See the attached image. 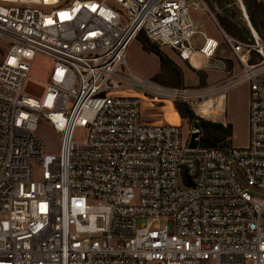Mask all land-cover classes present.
Listing matches in <instances>:
<instances>
[{
    "label": "built area",
    "instance_id": "obj_1",
    "mask_svg": "<svg viewBox=\"0 0 264 264\" xmlns=\"http://www.w3.org/2000/svg\"><path fill=\"white\" fill-rule=\"evenodd\" d=\"M238 1L244 37L206 0H0V264H264V40ZM140 32L222 76L170 86L137 73L127 52ZM38 55L53 67L35 98ZM240 84L244 145H206L199 118L165 115L182 102L203 117Z\"/></svg>",
    "mask_w": 264,
    "mask_h": 264
},
{
    "label": "rangeland",
    "instance_id": "obj_2",
    "mask_svg": "<svg viewBox=\"0 0 264 264\" xmlns=\"http://www.w3.org/2000/svg\"><path fill=\"white\" fill-rule=\"evenodd\" d=\"M206 1L216 16H218V13L221 14L225 13L222 7L220 6L218 7L219 4H217L216 1L214 0H206ZM261 1H263L264 3V0ZM228 2H229L228 7L232 11L234 10L236 17H238L242 22H246L239 1L228 0ZM198 18L201 19V21L205 22V28L208 35L219 38L217 29L215 28L213 23H211V21L207 20L206 16L199 15ZM257 29L261 37L264 39V28L257 27ZM152 42L157 44L174 62H176L182 68L184 73V85L186 84L192 86L208 85L210 82H213L214 80L222 76V73L220 71H211L208 69L196 70L190 64L183 63L170 48L161 46L154 41ZM5 50L6 47L4 46V43L0 44V58L4 54ZM127 59L132 69L143 76L154 77L155 79H157L158 81L164 84H167L165 82L172 81V78L168 70L163 69L161 67L159 57L151 52L145 51L142 48L141 43L137 38L134 39L129 45L127 52ZM52 67H53V60L50 57L44 55H38L33 61L32 69H31L32 78H30L26 83L25 93L35 98L41 97L45 90L44 83L48 80ZM224 106H226V108L225 111L223 112ZM165 108H166L165 115L169 121L176 123L181 121V118L175 119L173 117L171 111V103H168ZM248 110H249V88L248 85L246 84H240L229 90V97L223 99L222 103L217 108L215 107L216 113H213L212 111L206 112L203 118L214 122H222V123L224 122L223 124L227 126L231 124L233 143L235 145H240V144L244 145L247 143V139H248ZM200 127L203 129V133H204L203 138L211 134L212 130L210 126H204L203 124H200ZM206 127L208 128L205 129ZM213 132L212 134L216 136L219 137L223 136L220 131L213 130ZM83 133H84L83 128H77L76 137L80 138L83 135ZM38 134L43 139L46 150L48 152H53V153L59 152L60 136L57 132L53 130V128L49 124L45 122L41 123L38 129Z\"/></svg>",
    "mask_w": 264,
    "mask_h": 264
},
{
    "label": "trees",
    "instance_id": "obj_3",
    "mask_svg": "<svg viewBox=\"0 0 264 264\" xmlns=\"http://www.w3.org/2000/svg\"><path fill=\"white\" fill-rule=\"evenodd\" d=\"M217 2L218 7H222L225 13H218V18L221 25L225 28L226 31L229 33L244 37L247 33L250 32L247 23L242 22L236 14L234 10L232 11L228 7V0H214ZM245 7L247 9L248 14L250 15V19L254 27L264 28V3L261 0H243ZM257 26V27H256ZM258 30V29H257ZM137 39L140 41L142 48L147 51L157 55L160 59L161 67L163 69L168 70L172 81L165 82L172 86H183L184 85V73L182 68L174 62L157 44L153 43L144 32H140L137 36ZM263 39V38H262ZM264 40V39H263ZM177 109L179 110L180 114L188 118L190 121H193L196 118H199L200 123L204 126H210L211 130H217L222 133V137L216 136L214 134L207 135L203 142L206 145H214L218 141L226 138L227 136L232 134V127L231 124L229 126L224 125L222 122H214L207 120L203 117H199L195 114V112L185 103L178 102L177 108L171 103V111L174 118H181ZM206 127L205 129H207ZM214 133V132H213Z\"/></svg>",
    "mask_w": 264,
    "mask_h": 264
},
{
    "label": "bare ground",
    "instance_id": "obj_4",
    "mask_svg": "<svg viewBox=\"0 0 264 264\" xmlns=\"http://www.w3.org/2000/svg\"><path fill=\"white\" fill-rule=\"evenodd\" d=\"M223 99H226L223 94L211 96L205 101V103L201 104L199 113H201L202 116H204V114L209 111L216 113L215 107L217 108L222 103ZM215 102H218V104L216 105Z\"/></svg>",
    "mask_w": 264,
    "mask_h": 264
},
{
    "label": "crops",
    "instance_id": "obj_5",
    "mask_svg": "<svg viewBox=\"0 0 264 264\" xmlns=\"http://www.w3.org/2000/svg\"><path fill=\"white\" fill-rule=\"evenodd\" d=\"M199 15H201V16H205V15L198 14V13H195V14H194L195 18H196V19H198V20H199V22H201V23H202V25H203V26H204V28H205V22L201 21V19H199V18H198V16H199ZM206 18H207V16H206ZM207 20H208V21H210L208 18H207ZM205 30H206V28H205ZM141 46H142V45H141ZM175 119H178V118H175ZM223 123H224V122H223Z\"/></svg>",
    "mask_w": 264,
    "mask_h": 264
},
{
    "label": "water",
    "instance_id": "obj_6",
    "mask_svg": "<svg viewBox=\"0 0 264 264\" xmlns=\"http://www.w3.org/2000/svg\"><path fill=\"white\" fill-rule=\"evenodd\" d=\"M195 136H196V134H195ZM191 145H192V146H194V145H195V143H194V142H192V143H191Z\"/></svg>",
    "mask_w": 264,
    "mask_h": 264
}]
</instances>
